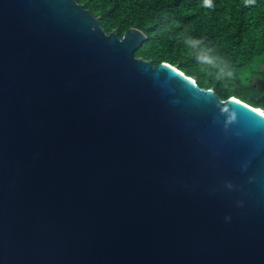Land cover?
<instances>
[{
    "label": "water",
    "instance_id": "obj_1",
    "mask_svg": "<svg viewBox=\"0 0 264 264\" xmlns=\"http://www.w3.org/2000/svg\"><path fill=\"white\" fill-rule=\"evenodd\" d=\"M145 39L0 0V264H264V108Z\"/></svg>",
    "mask_w": 264,
    "mask_h": 264
},
{
    "label": "trees",
    "instance_id": "obj_2",
    "mask_svg": "<svg viewBox=\"0 0 264 264\" xmlns=\"http://www.w3.org/2000/svg\"><path fill=\"white\" fill-rule=\"evenodd\" d=\"M98 18L102 29L118 37L129 28L146 39L135 55L153 65L176 66L202 88H212L221 99L236 97L264 108L254 79L264 77V0H75ZM201 40L202 54L215 66L198 62L186 45ZM230 73V75H229Z\"/></svg>",
    "mask_w": 264,
    "mask_h": 264
},
{
    "label": "clouds",
    "instance_id": "obj_3",
    "mask_svg": "<svg viewBox=\"0 0 264 264\" xmlns=\"http://www.w3.org/2000/svg\"><path fill=\"white\" fill-rule=\"evenodd\" d=\"M245 4H252L255 2V0H244ZM204 6L205 7H212L213 6V0H203ZM186 45H188L192 50H193V54L196 56L198 62L200 63H207L210 65H214L215 66V58L209 57L207 55H203L202 52L203 50L200 49V45L203 43V41L201 40H196L193 38H188L185 41ZM230 75V73H229Z\"/></svg>",
    "mask_w": 264,
    "mask_h": 264
},
{
    "label": "flooded vegetation",
    "instance_id": "obj_4",
    "mask_svg": "<svg viewBox=\"0 0 264 264\" xmlns=\"http://www.w3.org/2000/svg\"><path fill=\"white\" fill-rule=\"evenodd\" d=\"M260 80H264V77H257L254 79V83L258 84L257 82H259Z\"/></svg>",
    "mask_w": 264,
    "mask_h": 264
},
{
    "label": "bare ground",
    "instance_id": "obj_5",
    "mask_svg": "<svg viewBox=\"0 0 264 264\" xmlns=\"http://www.w3.org/2000/svg\"><path fill=\"white\" fill-rule=\"evenodd\" d=\"M260 111V110H259Z\"/></svg>",
    "mask_w": 264,
    "mask_h": 264
}]
</instances>
